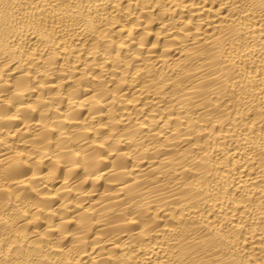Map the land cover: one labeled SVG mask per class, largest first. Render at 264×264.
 <instances>
[{"label": "bare ground", "instance_id": "1", "mask_svg": "<svg viewBox=\"0 0 264 264\" xmlns=\"http://www.w3.org/2000/svg\"><path fill=\"white\" fill-rule=\"evenodd\" d=\"M0 264H264V0H0Z\"/></svg>", "mask_w": 264, "mask_h": 264}]
</instances>
